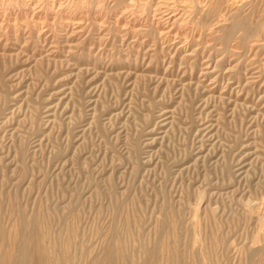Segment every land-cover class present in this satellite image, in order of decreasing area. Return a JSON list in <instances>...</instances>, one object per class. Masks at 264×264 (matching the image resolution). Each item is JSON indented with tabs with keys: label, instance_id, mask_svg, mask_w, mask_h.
<instances>
[{
	"label": "rangeland",
	"instance_id": "374dc122",
	"mask_svg": "<svg viewBox=\"0 0 264 264\" xmlns=\"http://www.w3.org/2000/svg\"><path fill=\"white\" fill-rule=\"evenodd\" d=\"M0 264H264V0H0Z\"/></svg>",
	"mask_w": 264,
	"mask_h": 264
}]
</instances>
